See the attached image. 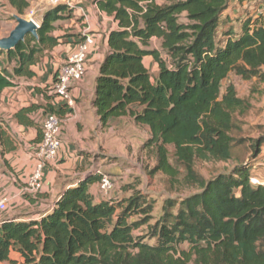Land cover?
Masks as SVG:
<instances>
[{
  "label": "trees",
  "instance_id": "obj_1",
  "mask_svg": "<svg viewBox=\"0 0 264 264\" xmlns=\"http://www.w3.org/2000/svg\"><path fill=\"white\" fill-rule=\"evenodd\" d=\"M7 1L20 15L30 7L29 0ZM234 1L244 5L252 0ZM231 2L97 1L117 25L109 33L95 89L102 128L126 117L147 127L145 148H155L158 157L152 173L174 180L180 175L170 162L167 147L172 146L185 183L199 192L179 202L167 200L162 217L150 225L152 207L142 195L97 202L90 188L102 175L92 171L64 189L39 219H9L0 225V264L14 263L13 252L23 264H264V185H253L254 165H237L208 181L195 170L196 160H232L238 142L231 134L234 116L250 108L233 85L222 94L224 81L234 73L264 83V11L243 17L234 28L227 13ZM72 16L67 5H57L44 14L38 39L28 35L6 53L15 65L9 71L0 61V93L17 78L34 76L32 67L41 55L59 44L52 35L55 24ZM153 39L159 49H151ZM146 57L157 64V76ZM40 108L22 109L17 120ZM47 113L61 115L54 109ZM263 145L264 137L252 144L255 159ZM15 149L9 127L0 121V154ZM135 216L141 219L134 221ZM145 225L148 232L136 236Z\"/></svg>",
  "mask_w": 264,
  "mask_h": 264
},
{
  "label": "crops",
  "instance_id": "obj_2",
  "mask_svg": "<svg viewBox=\"0 0 264 264\" xmlns=\"http://www.w3.org/2000/svg\"><path fill=\"white\" fill-rule=\"evenodd\" d=\"M99 0H62L61 4L73 10L72 18L59 21L53 36L59 44L41 55L32 67L34 76L17 78L12 87L0 93V121L4 122L14 139L16 149L4 156L0 154V194L8 201V211L0 215V225L9 219H39L53 206L59 194L75 185L79 179L93 171L95 152L103 145L102 126L94 107L95 89L101 64L108 52L109 33L117 28L112 18L102 13L97 5ZM163 4L166 0H156ZM232 0L231 6L236 5ZM231 7L228 14L231 16ZM232 18V16H231ZM85 32L97 35V48L88 60L85 79L73 89L75 108L58 106L49 94L56 72L75 51ZM160 42L153 39L152 43ZM155 49H159L155 47ZM151 72L158 75V66L151 57L145 58ZM31 106L42 107L35 113L23 115L21 122L17 114ZM47 109L61 112L63 125V148L58 159L47 163L43 169V189L39 194H31L26 189V181L34 172L37 161L34 150L40 143L41 124ZM98 129V131H97ZM100 173L104 174L102 170ZM262 184V183H257ZM97 201L104 200L97 193V186L90 188Z\"/></svg>",
  "mask_w": 264,
  "mask_h": 264
},
{
  "label": "rangeland",
  "instance_id": "obj_3",
  "mask_svg": "<svg viewBox=\"0 0 264 264\" xmlns=\"http://www.w3.org/2000/svg\"><path fill=\"white\" fill-rule=\"evenodd\" d=\"M262 1L252 0L244 5L235 2L236 5H232L230 10L231 23L235 25L233 27H240V19L243 17L260 16L264 11ZM29 3L30 7L23 15H20L7 0H0V39L8 37L17 26L15 16L28 21L33 20L40 26L44 14L56 7L49 5L48 0H29ZM59 28L61 24L56 29ZM155 47L160 48V44L151 43V49ZM0 61L9 71L15 65L14 62L8 60L6 52L0 54ZM145 64L149 69L151 68L149 63ZM151 74L154 76L153 72ZM229 85L235 87L238 98L246 100L250 105L247 112L236 113L234 116L235 128L231 134L238 142L233 148V158L228 162L196 160L195 170L200 177L208 181L219 174L231 172L237 165H254L251 177L253 185H257V183L264 182V145L262 154L255 159L252 144L264 137V83L257 78L244 80L233 73L224 81L222 94L226 92ZM102 129L108 136H104L103 145H99L100 149L94 153L96 156L91 164L94 165L93 172L98 173L102 170L105 175L112 177L115 183L113 191L107 195L101 191L100 182L95 184L97 193L103 195L104 200L101 201L117 202L128 199L134 194L142 195L152 207L149 224L154 225L162 217L167 200L179 202L199 192L197 187L188 186L185 183L184 169L176 164L175 149L172 146L167 147L170 162L179 168L180 175L174 180L161 172L152 173L158 165V157L155 148H145V144L150 139L147 127L137 125L131 118L126 117L113 121L109 127ZM176 211L177 208L174 212ZM139 219H141L140 216L133 218L134 221ZM147 226L141 227L135 235H145L148 232ZM146 242L154 244L155 240L148 238ZM186 248V245L182 246V249ZM11 258L14 263L3 264H23L24 262L16 252L12 253Z\"/></svg>",
  "mask_w": 264,
  "mask_h": 264
},
{
  "label": "built area",
  "instance_id": "obj_4",
  "mask_svg": "<svg viewBox=\"0 0 264 264\" xmlns=\"http://www.w3.org/2000/svg\"><path fill=\"white\" fill-rule=\"evenodd\" d=\"M62 0H48L49 5L57 6ZM97 35L85 32L83 38L77 44L75 51L66 62L60 65L56 72L55 81L49 90L58 106L68 109L75 108L73 89L82 82L88 70V60L97 48ZM63 125L57 114L46 113L41 124L42 138L35 147L36 168L26 181V189L31 194H39L43 189L42 172L47 163L59 158L63 148ZM101 191L109 194L114 189V179L102 174ZM264 185V182L262 183ZM8 211V201L0 194V215Z\"/></svg>",
  "mask_w": 264,
  "mask_h": 264
},
{
  "label": "water",
  "instance_id": "obj_5",
  "mask_svg": "<svg viewBox=\"0 0 264 264\" xmlns=\"http://www.w3.org/2000/svg\"><path fill=\"white\" fill-rule=\"evenodd\" d=\"M17 26L6 38L0 39V52L9 53L25 41L28 35L38 39V30L40 26L33 20L28 21L22 17L15 16Z\"/></svg>",
  "mask_w": 264,
  "mask_h": 264
}]
</instances>
